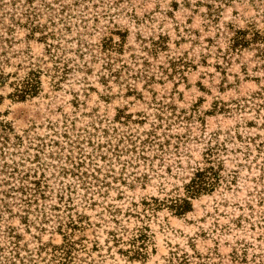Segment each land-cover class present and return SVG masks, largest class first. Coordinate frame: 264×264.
<instances>
[{"label": "rangeland", "instance_id": "374dc122", "mask_svg": "<svg viewBox=\"0 0 264 264\" xmlns=\"http://www.w3.org/2000/svg\"><path fill=\"white\" fill-rule=\"evenodd\" d=\"M29 25L53 35L51 53L67 66L57 88ZM236 30L264 32V0H0V115L11 142L24 141L0 165L34 169L22 159L36 139L62 147L41 151L47 199L37 205L7 195L0 174V260L14 244L21 254L58 245V227L80 220L76 264H264V39L232 51ZM32 63L42 92L19 101L12 83ZM207 148L220 161L210 194L182 216L142 212V200L183 197ZM79 150L90 160L73 174ZM141 227L147 258L119 254L109 234L126 240Z\"/></svg>", "mask_w": 264, "mask_h": 264}, {"label": "trees", "instance_id": "16d2710c", "mask_svg": "<svg viewBox=\"0 0 264 264\" xmlns=\"http://www.w3.org/2000/svg\"><path fill=\"white\" fill-rule=\"evenodd\" d=\"M38 29V26H31L28 29L29 34L26 37L27 39L37 40L47 47L46 52L49 54V58L53 60V63L55 64L53 66V73L51 74V77L54 81L52 86L57 88L59 86V81L55 79H63L62 75L60 76L58 74L59 72L64 74V71L67 70V66L63 65L60 67V61H58L56 55H52L51 53V50L56 48L53 43L48 41L49 39H53V35L42 33ZM36 34H39L37 38L35 37ZM250 35L252 38L248 39V36ZM261 38L264 39V32L255 30L252 31V33H247L243 30H236L228 39V48L232 51H235L238 49V47L248 46L256 39ZM116 46L117 44H114L110 40L109 43L104 42L102 48L104 51L110 52V49H116ZM41 74L42 72L39 66L32 63L23 77H15V81L12 83L13 93H11V96L19 101L37 97L42 92ZM15 75L16 74H14V76ZM8 76L9 74L5 77L7 78ZM57 76L60 77L58 78ZM120 113L121 112H119L114 117V119H112V122L115 120L120 122ZM127 119H130L129 115L124 116V120ZM11 135L12 128L10 124L3 120L0 115V161L11 157V153L9 152V147L11 145L20 147L24 142L21 137L14 136V142L12 143L10 138ZM147 136H151V134H148ZM46 140L36 139L34 140L35 142H30V146L27 148V150H34L36 152L32 155V157H30L28 151H25V153L28 155L22 160L29 162V159L32 158L33 163H37L34 169H29L27 171L19 170L22 165L14 162V160H12V163L4 162L2 165H0V174L3 175V179H1V181L4 182V186L8 185L6 194H12L13 196L18 197L20 201L24 202L26 205L24 207H26V209L32 205H37L39 200L47 199V185L45 182L46 180H44V168L41 166V151H43L44 146L50 145L51 147L58 148L60 144L52 139ZM254 140L255 139H253L252 142L253 144H256L254 143ZM143 143H147V140H144ZM121 144V141L115 144L112 151L118 154L122 153L123 151L120 147ZM262 145L263 143L256 144V150H260ZM158 146L161 147L162 145L159 144ZM59 148L60 150L62 149V147ZM79 151H81V153H79L78 158H76L74 161L71 160L69 163L73 169V174L74 170L79 173V168L81 169L87 165L86 159H89L87 156H90L83 150ZM53 153L59 155L58 150L57 152L51 151L50 157L53 156ZM214 155L215 153L213 148H207L205 150L202 164H199L193 169L189 181L183 186V197H167L163 198L162 200L151 197L148 200H142L140 202V205L142 206V212L154 214L156 211L162 209V207L167 208L172 214L176 216H182L189 212L191 209V200L202 195L210 194L215 189V187H217L219 182L220 161L216 159ZM40 170L42 173L37 176V173ZM31 171H33L34 174H31ZM62 171H64L65 174L67 171L70 172L65 168H62ZM80 179H82V175L80 176ZM9 180H14L17 182L11 185ZM61 199L62 198H60V200ZM80 222V220H69L68 223H64V225H60L58 227L60 232L63 230V228H65L64 232L61 233L62 241L58 245L49 244L40 246L34 251L27 250L25 251V254H21L20 247L17 246V244H14L10 256L3 257V259L0 260V264H76L77 253L81 250H84V246L82 244L83 239H75L76 233L82 231ZM147 231V228L141 227L132 232L126 240H123V238L118 236L116 233H110L109 235L112 239V242L118 248L117 251L119 254L131 260H145L148 256L149 245V238L146 234ZM121 245L125 246V248H122Z\"/></svg>", "mask_w": 264, "mask_h": 264}]
</instances>
